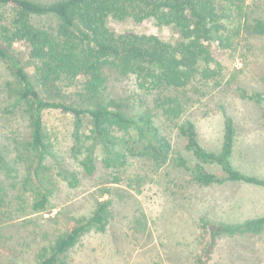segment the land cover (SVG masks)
<instances>
[{"label":"trees","instance_id":"16d2710c","mask_svg":"<svg viewBox=\"0 0 264 264\" xmlns=\"http://www.w3.org/2000/svg\"><path fill=\"white\" fill-rule=\"evenodd\" d=\"M245 1L0 0V9H5L0 10V61L11 77L4 87L29 128L25 141L15 143L14 164L0 139V174L10 172L19 163H24L35 177L47 168L45 156L52 153L53 143L46 132V110L74 117L69 153L87 175L95 172L98 159L110 169L113 183L119 181L116 174L131 157H144L153 168H161L174 153L169 127L188 106L180 92L193 86L199 77L220 74L222 65L212 53V44L232 48L240 34L242 18H250ZM261 16L256 13L252 25L257 34L263 35ZM110 19L136 24L154 19L174 28L180 37L171 42L155 34L116 32L108 25ZM118 78H131L137 89L134 91L139 92L137 98L132 92L134 103H138L134 108L109 88L110 82ZM261 79L264 82V73ZM62 86H74L79 100L62 95ZM162 118L170 125L160 123ZM175 128L184 142L183 150L196 160L190 170L196 184L221 182L217 174L208 170V164L221 165L227 180L264 184V180L234 168L229 160L236 138L233 117H225L219 150L200 143L192 120L175 123ZM179 152L173 159L185 166L188 159ZM62 172L70 178L71 186L77 184L76 172ZM39 182L32 190L31 212L45 211L51 203L50 179L48 185ZM103 193L111 194V188ZM8 194L9 187L0 178V203ZM111 204L110 198L98 200L89 217L76 220L36 252L35 264H69L71 250L87 232L107 230ZM263 229L264 216L241 225L201 219L193 263L211 262L219 239L225 235L260 233ZM145 264L163 262L153 258Z\"/></svg>","mask_w":264,"mask_h":264},{"label":"rangeland","instance_id":"374dc122","mask_svg":"<svg viewBox=\"0 0 264 264\" xmlns=\"http://www.w3.org/2000/svg\"><path fill=\"white\" fill-rule=\"evenodd\" d=\"M245 5L250 18H242L240 34L232 48L212 44V53L222 65L220 74L199 77L193 86L180 92L188 106L181 118L171 123L168 133L175 145L173 157L180 151L188 159L185 166L178 165L172 157L155 169L146 158L131 157L116 174L119 181L113 183L110 169L98 159L95 172L87 175L69 153L74 117L56 110L44 112L46 132L53 143L52 153L45 154L47 168L35 177L24 163H19L10 172L0 174L9 187L8 197L0 203V264H35L38 250L76 220L89 217L95 203L105 198L112 200L107 230L87 232L71 250L69 264H145L153 258L163 264H194L201 219L241 225L264 216V184L227 180L218 164H208L207 168L221 178L220 183L196 184L190 173L196 160L183 150L184 142L175 130V123L190 119L200 143L219 150L225 117H233L236 138L229 160L234 168L264 180V34H257L252 25L256 13L260 12L264 20V0H246ZM251 11L255 12L250 14ZM108 25L116 32L155 34L171 42L180 37L174 28L154 19L142 24L110 19ZM9 79L0 61V139L14 164L15 143L25 141L29 128L4 87ZM109 88L131 108L138 105L132 92L136 98L139 92L134 91L131 78L114 79ZM61 91L70 100H79L74 86H62ZM161 122L170 125L163 118ZM82 130L86 131L84 126ZM64 170L76 172V185L69 184ZM48 178L53 190L50 206L42 212H31L32 190L40 180L48 185ZM106 188H111V194L103 193ZM208 264H264V229L260 233L223 236Z\"/></svg>","mask_w":264,"mask_h":264}]
</instances>
